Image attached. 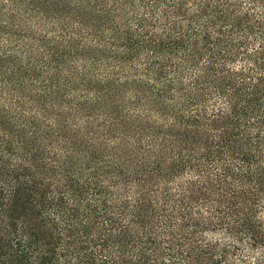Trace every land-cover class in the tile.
Listing matches in <instances>:
<instances>
[{"label": "trees", "instance_id": "16d2710c", "mask_svg": "<svg viewBox=\"0 0 264 264\" xmlns=\"http://www.w3.org/2000/svg\"><path fill=\"white\" fill-rule=\"evenodd\" d=\"M0 264H264V0H0Z\"/></svg>", "mask_w": 264, "mask_h": 264}]
</instances>
